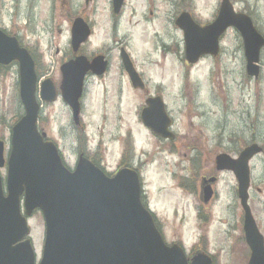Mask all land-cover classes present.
<instances>
[{
    "label": "rangeland",
    "instance_id": "rangeland-1",
    "mask_svg": "<svg viewBox=\"0 0 264 264\" xmlns=\"http://www.w3.org/2000/svg\"><path fill=\"white\" fill-rule=\"evenodd\" d=\"M220 1L192 0V4L188 0H125L117 22L113 19L111 0H0V27L18 35L25 45L33 48L40 71H45L44 75L49 74L59 85L61 57L70 47V19L72 15L85 13L94 25L88 47L95 52L109 53L108 73L88 83L79 119L81 126L75 127L68 106L58 98L54 103L42 105L41 128L58 145L70 167L77 157L78 142L88 141L91 149L98 147L108 172L117 168L121 158L134 152L143 160L140 171L143 193L167 243L182 242L187 254L197 245H205L209 253L215 254L213 264H247L249 249L243 240L242 210L236 197L235 178L226 172L220 174L216 186L219 199L206 209L211 220L208 226L199 224L194 217L195 198L178 187V180L183 176L178 156L184 150L179 149L177 156L175 151L179 150L175 149L174 141L157 139L142 124L139 114L146 93L131 88L119 57V48L123 46L135 68L148 81L147 93L164 92V101L173 113L180 105L183 91L194 97L188 80L197 81L202 88L200 97L209 111V118H203L208 129L204 134L210 142H216L211 151L227 144L237 147L241 139L245 142L252 136L253 130L259 131L264 145V125L254 124L252 87L248 89L242 81L240 37L235 32L230 31L223 39L218 58H204L190 70L189 78L183 76L186 67L179 63L178 55L183 54L180 50L184 45L182 33L174 25L176 10L194 5L196 19L207 22L214 17ZM231 1L235 9H246L251 14L264 35V0ZM7 68L5 74H0V139L5 141V156L10 148L8 126L17 112H22L18 67L12 64ZM207 84L212 87L206 89ZM230 138L239 142L228 143ZM169 149L175 151L170 153ZM201 152L204 156L208 153ZM251 166L253 186L249 203L264 236V159L258 157ZM0 174L4 176L5 170H0ZM188 175L192 187L198 174L188 172ZM28 223L38 260L44 241L41 212L35 211ZM200 237L207 241H200Z\"/></svg>",
    "mask_w": 264,
    "mask_h": 264
},
{
    "label": "water",
    "instance_id": "water-1",
    "mask_svg": "<svg viewBox=\"0 0 264 264\" xmlns=\"http://www.w3.org/2000/svg\"><path fill=\"white\" fill-rule=\"evenodd\" d=\"M122 2L113 0L115 13ZM176 24L183 30L189 62L205 53L215 54L219 36L230 26L238 29L244 40L250 73L264 44L251 19L235 13L229 0H222L217 18L204 27L186 12L177 18ZM88 35L85 23L76 19L71 41L74 52ZM121 56L133 86H140L127 55L122 52ZM12 61L19 64V93L25 114L11 131L7 197L3 195L0 179V264H36L35 252L27 238L30 233L27 218L20 213L19 197L23 191L25 214L29 216L40 208L44 215V244L38 264H212L209 256L198 253L187 258L181 246L164 242L150 211L141 203L139 179L133 170L121 169L108 177L85 159L79 160L74 172L63 167L56 147L45 142L44 134L37 130L39 105L35 98L37 78L33 60L15 37L0 30V64ZM105 67L102 56L91 62L78 56L61 66V95L72 108L75 120L86 72L102 74ZM41 98L47 102L56 98L50 80L41 84ZM146 104L141 112L143 122L157 134L172 139L167 130L170 119L162 100L149 98ZM260 151L261 147L252 144L237 160L224 154L217 156V168L233 171L238 181L244 237L250 250L247 264H264V238L247 204L248 161ZM3 165L0 141V167ZM204 194L207 198L211 196L208 186Z\"/></svg>",
    "mask_w": 264,
    "mask_h": 264
},
{
    "label": "flooded vegetation",
    "instance_id": "flooded-vegetation-1",
    "mask_svg": "<svg viewBox=\"0 0 264 264\" xmlns=\"http://www.w3.org/2000/svg\"><path fill=\"white\" fill-rule=\"evenodd\" d=\"M192 4H193V2H192ZM193 6L191 5L192 8H190V9L179 7L178 10H176V12H177L176 16L179 15L183 11H188L190 16H191V18L195 21V23H197L201 27H204V26L212 23L215 20V18L217 17L218 11H216L214 17L210 21L199 22L196 19V12H195ZM123 10H121L120 14L114 15L113 19L118 22V20L120 19L121 14L123 13ZM134 12H136V11H134ZM197 13H199V12H197ZM79 16L81 18H83V20H85V22L88 23V25L90 26L91 31H92L91 33L93 34L94 25H92V23L90 22V19H88L87 15L85 13H84V15L80 14V15L75 16V18H77ZM73 20H72V22H73ZM252 20H253V18H252ZM253 22H254V20H253ZM227 35H228V33L225 32L221 36V38L219 39V45H218V48H217V51H216L215 54L203 55L195 63H190L187 60L186 53H185V48L182 47L183 50H180V51H183V54L178 55V58L180 60L179 63L182 62L183 65L186 67V71L184 72L183 76H187V78H189V76L191 74L190 70L193 67H195L196 64L201 62L204 58L217 59L218 56L222 52V48H223L222 41H223L224 38H226ZM239 41H240L239 42V49H240L239 60H240V64H241L240 65V72L242 73V78H243L242 81L246 84L248 89H250L252 87V89H251L252 90L251 98L253 100L252 101V105H254V113H253L254 124L259 127V126L264 125V88H263V83H264V59H263V49L260 52L259 62L257 64V66L253 68L254 71H257V67H259V74H258L257 77H253L254 75H249V73L247 71V60H246V56H245L244 42L242 41L241 38L239 39ZM88 42L89 41H87L84 45L81 46V48L78 51V56H83L88 61H92L97 56H102L103 57V61L106 62V67H105L106 72L101 74V75L95 74L91 70H88L86 72V74H85L86 75L85 76V82H84V89H83L84 93H83V97L81 98V111H82L83 100H84L85 95H86V91H87L86 87H87L88 83L90 82V80H94V79L99 80V79L103 78L106 75V73H108L107 70L110 67V55H109V53L107 51H105V52L104 51L95 52V51L91 50V48L88 47V45L90 44ZM182 46H183V39H182ZM29 53L31 54L33 60L36 61L37 72L39 74H41V78L40 79H43V78L52 79L49 76V74L48 75H44L45 71H40V63L38 62L36 54H35V59H34V57L32 55V52H30V50H29ZM168 54H172V53H168ZM129 55H130V53H129ZM74 57H75L74 54L68 49V52L62 54V57H61L62 62L61 63L67 62L69 60H72ZM131 60H132V58H131ZM132 62H133V60H132ZM133 64H134V62H133ZM3 70H4V66L0 65V74L3 72ZM138 73H139V76H140L141 80L146 85V88L143 89V91L146 93L143 96L144 105H145L146 100L149 97L160 96L163 99V101H164V92H162V91H154L152 93H147L146 89H148L147 88L148 87V81L146 80L145 76L141 72L138 71ZM53 82H54V80H53ZM188 82H189V84L191 83L190 91H192L191 95H194L193 98H191L188 95V92L185 94V92L183 91V96H181V98H180V105L177 108V110L174 111V113L170 112V110H168V107H167V105H166V103L164 101V103H165L164 107L169 112L168 114L171 115L172 117L174 116L173 127L175 129L174 130V134H175V139H174L175 149L176 150H179V149L184 150L182 153H180V150L179 151H175V150L169 149V152L172 153V152L175 151L176 154L180 153V156H178V154H177V156H178V160H179L178 163L181 165V167H180L181 168V175H184L185 173H186V175L182 176L181 179L178 180V187H179V189L182 192L186 191V194H188V195H190V196L195 198V201H196V207H195L196 214H195L194 217L199 222V224L208 226V222L211 220V218H207L208 216H207V213H206V209L212 203H214L215 201H217L219 199V192L217 191L216 186H217L218 182L220 181V174L223 173L222 171H218L216 169V164H215L216 156L218 154H220V153H226V154H228L229 156H231L233 158H237L238 155L240 154L241 150L247 144H251V143L257 142V143L261 144L262 152L260 153V155H258L257 157H255L253 159V160H255L258 157H262L263 158V156H264V145L262 143V140L258 136L257 132H259V131L258 130H253L254 132L252 133V136L249 139H246L245 142H241V141H244V139H241V141L239 143V146L231 148L232 145L231 144H227L225 147H221V149L218 150V151H214V150L211 151L212 145L215 144L216 142H213V141L210 142L209 139L204 134L205 132L206 133L208 132V129H207L206 122L203 121V118L205 117L206 120L209 118L208 117L209 116V111H207V106H206L205 103H203L202 98L200 97V92L202 91V88H200L198 86L199 84H197V81L196 82L192 81L191 78L188 80ZM128 83L130 85H132L131 81H129V79H128ZM55 85H56V87H58V85L56 83H55ZM211 87H212V84H207L206 85V89L211 88ZM131 88H132V86H131ZM134 90H136V89H134ZM144 105L142 106V108L144 107ZM249 116H251V115L249 114ZM41 117H42V109H41L40 118ZM176 123L178 124V127H177ZM73 124L75 125V127L81 126V122L79 124H75V123H73ZM181 128H182V130H181ZM79 140H81V139H79ZM217 141H220V140L217 139ZM230 141L231 142H234V141L239 142V141H237L236 139H233V138H230V140H228V143ZM220 145L221 144H219V146ZM202 150L208 151L206 156H204V152H201ZM76 155H77L76 160L79 157H83V158L87 159L88 161H90L94 166L99 167L100 169H102L108 175L109 174H114L119 169H122V168H125V167L126 168H133L140 174V171L142 170V167H143V164H144L143 160L140 157H136L134 152H133V153L130 154V155H133V156L129 155L127 158H121V160L119 162L120 164H118L117 168L113 172H108L106 170L105 163L103 162V157L96 152L95 148L91 149L88 146V142L87 141L84 144H81V143L78 142ZM61 156H62V154H61ZM62 160H63V163L66 166L70 167L68 164H66V162L63 159V157H62ZM126 161H127V163H126ZM75 163H76V161H75ZM183 171L185 173H183ZM188 172H193L194 174H198V176L194 177V179L196 181H194V184H192V187L190 185L191 179H190V177L188 175ZM226 173L230 174V172H226ZM1 176L3 177L2 174H1ZM209 178H213L214 179V181L211 182V184H209L208 181H207ZM140 179L142 181L141 174H140ZM206 186L209 187L210 192H211V198L209 200H207V201L205 199H208V198L205 196V194L203 192L204 188ZM252 186H253V180L250 183V188H249V201H250V198H251ZM256 189H257L258 192L261 191L260 187H256ZM201 191H202V193H201ZM141 199H142V201H143V203L145 205H147V206L149 205L148 204V199L146 198V196H144L143 192H142V195H141ZM154 219H155V222H156L158 228L160 229L159 222H158L157 218H154ZM241 222H243V218H241ZM200 241H203V242L205 241L206 242L207 238H205L203 240L200 237ZM175 243H177L178 245H181L183 247L182 242H172L171 244H175ZM198 253L204 254L206 256L210 255L211 259H212V261L214 263L215 254L209 253L208 252V247H206L205 245L203 247H201L200 245H197L196 248H194L192 250V252L189 253V256L190 255H195V254H198Z\"/></svg>",
    "mask_w": 264,
    "mask_h": 264
},
{
    "label": "trees",
    "instance_id": "trees-1",
    "mask_svg": "<svg viewBox=\"0 0 264 264\" xmlns=\"http://www.w3.org/2000/svg\"><path fill=\"white\" fill-rule=\"evenodd\" d=\"M6 69H7V68H5V72H4V74L6 73Z\"/></svg>",
    "mask_w": 264,
    "mask_h": 264
}]
</instances>
